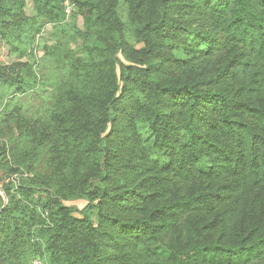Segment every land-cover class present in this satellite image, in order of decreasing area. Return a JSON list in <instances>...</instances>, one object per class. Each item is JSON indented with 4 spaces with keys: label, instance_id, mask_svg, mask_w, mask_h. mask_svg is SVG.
Segmentation results:
<instances>
[{
    "label": "trees",
    "instance_id": "trees-1",
    "mask_svg": "<svg viewBox=\"0 0 264 264\" xmlns=\"http://www.w3.org/2000/svg\"><path fill=\"white\" fill-rule=\"evenodd\" d=\"M26 1L0 0L29 57L0 109L36 87L44 21L57 82L0 119V264H264V0Z\"/></svg>",
    "mask_w": 264,
    "mask_h": 264
},
{
    "label": "rangeland",
    "instance_id": "rangeland-1",
    "mask_svg": "<svg viewBox=\"0 0 264 264\" xmlns=\"http://www.w3.org/2000/svg\"><path fill=\"white\" fill-rule=\"evenodd\" d=\"M120 1L122 2V0ZM64 3L67 12H70L72 10L71 0H65ZM25 11L26 14L28 15L33 14L31 0L26 1ZM121 14L124 18H126V10L124 9L123 6L121 7ZM43 23H44V28L40 33V35L37 36L36 47L33 50L34 60L36 61L35 64L36 66L35 72L37 75L36 87L32 91L26 92L24 94H15L11 99H9L8 104L5 105L3 109H0V119L2 118L4 111H8V109L11 107H16L25 116L33 118L40 110L47 108L52 104L53 91L57 82V73L53 60L50 57L46 56L43 52V46L51 42L50 39L51 27L45 21ZM80 23H81V19H78V24ZM27 59H29V57L27 56L24 58H17L15 54L11 53L8 45L4 41L0 40L1 65H9L14 61H25ZM1 128H3L2 125H0V129ZM9 147H10L9 142H6L5 148L8 149ZM12 147H14V145ZM0 177L5 179L6 181L7 176L3 175L1 172H0ZM2 194L4 195L0 186V198L2 200V206H3L4 199ZM5 199L7 203L6 196ZM64 203L66 205L76 206L78 209H81L85 205V201L82 199L64 201Z\"/></svg>",
    "mask_w": 264,
    "mask_h": 264
},
{
    "label": "built area",
    "instance_id": "built-area-1",
    "mask_svg": "<svg viewBox=\"0 0 264 264\" xmlns=\"http://www.w3.org/2000/svg\"><path fill=\"white\" fill-rule=\"evenodd\" d=\"M33 264H41V262L40 261H38V260H36V261H34V263Z\"/></svg>",
    "mask_w": 264,
    "mask_h": 264
},
{
    "label": "water",
    "instance_id": "water-1",
    "mask_svg": "<svg viewBox=\"0 0 264 264\" xmlns=\"http://www.w3.org/2000/svg\"><path fill=\"white\" fill-rule=\"evenodd\" d=\"M3 199H4V204H3V206H4L6 204V199H5V196L4 195H3Z\"/></svg>",
    "mask_w": 264,
    "mask_h": 264
}]
</instances>
